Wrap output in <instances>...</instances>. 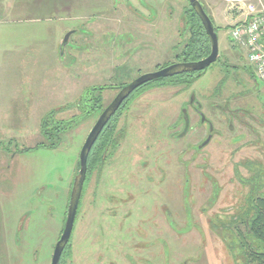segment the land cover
<instances>
[{
  "label": "rangeland",
  "instance_id": "rangeland-1",
  "mask_svg": "<svg viewBox=\"0 0 264 264\" xmlns=\"http://www.w3.org/2000/svg\"><path fill=\"white\" fill-rule=\"evenodd\" d=\"M55 3L0 0V185L10 195L3 209L16 224L10 232L21 231L11 240L12 262L0 264H51L94 123L117 87L177 62L176 47L188 37L187 0ZM207 3L219 60L192 87L153 85L122 109L119 144L92 171L61 264H246L245 226L236 222L247 217L252 191L264 193V83L252 77L245 49L234 46L227 4ZM101 86L103 109L85 116L78 101ZM248 90L257 98L256 121L243 119L258 134L238 120L231 130L214 105L253 106L243 99ZM194 98L216 129L200 149L208 128ZM48 114L49 125L66 123L56 130V148L37 147L59 141L41 133Z\"/></svg>",
  "mask_w": 264,
  "mask_h": 264
},
{
  "label": "trees",
  "instance_id": "trees-1",
  "mask_svg": "<svg viewBox=\"0 0 264 264\" xmlns=\"http://www.w3.org/2000/svg\"><path fill=\"white\" fill-rule=\"evenodd\" d=\"M43 1V5H45L46 2H48L50 5H54L56 0H39ZM56 4V3H55ZM191 5V4H190ZM56 6V5H55ZM50 7V6H45ZM50 7L49 9L51 10ZM186 17L187 21L184 24L185 29L187 28L188 37L186 42L184 43L183 47L179 50V47L177 46V55L176 59L179 62L184 61H196L203 58L208 57V55L211 53V41L208 37L204 26L202 25L201 19L199 15L195 12V10L190 6L189 9H186ZM214 21V19H213ZM215 23V21H214ZM216 26V24H215ZM217 32H218V26ZM219 60V58H218ZM217 60V61H218ZM209 68V67H208ZM208 70V69H207ZM204 71H197L194 73H185L181 75H175L173 77L168 78H162L159 80H153L150 81V83L144 84L131 94L127 100L124 102V104L119 108L116 115L106 124L104 130L100 133L98 136L99 138L95 142L94 146L92 147V151L88 158V176L86 179L85 184L87 185V182L89 181V178L91 177L92 171L98 167L99 165H104L106 163V159L111 156L113 153L112 150L117 147L119 144V136H117V127L118 124L117 121L119 119V116L121 115L122 109L127 105L128 102L131 101L132 97L136 95L139 91H142L150 86L153 85H184L187 88L192 87V85L197 81L199 77H201L203 74H205ZM252 77H254V73L252 71ZM255 78V77H254ZM126 84H123L117 88H121ZM103 89H105V86L101 87H93L91 89H87L83 94V99H80L79 102V109L84 110L86 108L83 114L85 116L91 114L92 111H101L103 109V104L101 101V94L103 92ZM98 94V95H97ZM86 105V106H85ZM53 112L49 113L51 116ZM45 116L44 120H42V130L41 133L44 136L45 139L49 140L52 137H58V142H49L41 143L37 147H52L56 148L58 144L60 143L61 138L59 137L60 133L56 132V130L61 127H65L64 122L58 123L57 121L53 124H48L51 116L50 115ZM78 117H75V119L70 120L71 121H77ZM51 140V139H50ZM85 185V188H86ZM84 188V190H85ZM251 193L249 196V208H248V215L247 217H241L239 218L238 222L236 224H243L245 226V231L243 229H239V234L241 238L239 239L240 248H242V260L246 262V264H252V263H260L264 264V193L263 192H254ZM71 194V191H70ZM84 194V191H83ZM83 196V195H82ZM70 197V196H69ZM84 197V196H83ZM70 200V199H69ZM83 200V198H82ZM69 203V202H68ZM82 203V201H81ZM80 203V205H81ZM68 206V205H67ZM80 207V206H79ZM79 213V211H78ZM64 228V227H63ZM63 230V229H62ZM244 231V232H243ZM71 247V240L69 242V245L65 249L63 253H66L68 249ZM231 248H235L234 245L231 246ZM63 257L61 258V261L59 264H61ZM64 262V261H63ZM64 264V263H62Z\"/></svg>",
  "mask_w": 264,
  "mask_h": 264
},
{
  "label": "water",
  "instance_id": "water-1",
  "mask_svg": "<svg viewBox=\"0 0 264 264\" xmlns=\"http://www.w3.org/2000/svg\"><path fill=\"white\" fill-rule=\"evenodd\" d=\"M192 8L195 10L197 15H199L202 25L205 28V31L210 38L211 41V53L208 57L196 60V61H184V62H173L168 66L162 67L159 70L152 71L149 73H143L138 75V78L126 83V85L120 88V91L116 94L115 98L112 102L104 108L101 112V115L94 123V126L90 133L87 136L86 141L82 146V150L79 156V164L77 166V172L74 177L72 183V190L70 194V200L67 206V214L65 217V226L62 230V235L60 239L56 242V246L54 248L52 254V262L51 264H59L61 258L63 257V253L73 235L74 226L76 223V217L79 211V206L83 198V191L85 188V182L88 176V158L92 151V147L94 146L95 142L99 138L98 136L104 130L106 124L116 115L119 108L124 104L127 98L133 94L138 87L150 83L153 80H159L162 78L173 77L175 75H181L185 73H194L197 71H204L207 70L213 63L217 62L220 54L219 49V37L217 32V27L213 21V18L210 14H208L207 10L205 9L204 3L200 0H187ZM74 33L73 30L68 31L66 34L62 45H61V53L66 47V43L68 42L69 37ZM210 131H213V126H211ZM213 136V132L211 135L205 140L201 146L207 145L210 142Z\"/></svg>",
  "mask_w": 264,
  "mask_h": 264
},
{
  "label": "built area",
  "instance_id": "built-area-1",
  "mask_svg": "<svg viewBox=\"0 0 264 264\" xmlns=\"http://www.w3.org/2000/svg\"><path fill=\"white\" fill-rule=\"evenodd\" d=\"M214 1L227 4L226 13L234 18L230 33L234 46L245 49L255 81L264 83V0Z\"/></svg>",
  "mask_w": 264,
  "mask_h": 264
},
{
  "label": "flooded vegetation",
  "instance_id": "flooded-vegetation-1",
  "mask_svg": "<svg viewBox=\"0 0 264 264\" xmlns=\"http://www.w3.org/2000/svg\"><path fill=\"white\" fill-rule=\"evenodd\" d=\"M244 73H246V72H244ZM249 78L251 79V75L249 76ZM256 87H254L255 88L254 91H256ZM245 98L246 99L251 98V101H252V99H254L253 106L245 104V106H238V107H233L232 108V107H230V102L232 100L226 101L227 102V103H225L226 105H224V104L219 105V104H216V103L214 105H215V108H218L221 111V113L223 115H225V118H226L227 122H229L228 125H229V128L231 130H233V126H232L231 122H233L234 120H238L243 125L248 127L249 130H251L252 132H255V133L258 134L259 131L255 130V128L248 121H245V119H243V117L246 118V116H247L248 118L256 121L257 106H256L255 102L257 101V98L253 96V92H250V90H248L247 93L245 92L243 94V99H245ZM191 107H192V109H194V111L196 112L197 116H199L200 121H202V123H203L202 125H206L207 128H208L207 129L208 134H207V136L205 138V140H207V138L211 135V133L213 132V135H214V131H216L214 121L211 118H208L205 115V113H204V111L202 109V105L199 102V100L197 101V100H195V98L192 99L191 100ZM186 112H188V111L186 110ZM186 112H185V114H186ZM184 121H185V124L187 125L189 123V118H186ZM211 126H213V131H210ZM212 138H213V136H212ZM204 141H202V142H204ZM201 145L202 144L199 145L198 149H200L202 147ZM207 145H208V143H207Z\"/></svg>",
  "mask_w": 264,
  "mask_h": 264
},
{
  "label": "crops",
  "instance_id": "crops-1",
  "mask_svg": "<svg viewBox=\"0 0 264 264\" xmlns=\"http://www.w3.org/2000/svg\"><path fill=\"white\" fill-rule=\"evenodd\" d=\"M0 194L6 197L3 200L0 199V216L1 214H4L3 219L5 218L4 222L2 221V224L0 223V258L5 257L7 260L6 263H10L12 262L10 257L12 253L11 240L13 238L15 243L18 240L17 237L20 236L19 233H21V231L19 229H18L19 232L15 231L14 236L10 232V228L16 226V224L11 225L9 223V213L4 211L6 208V203H8L7 196H10L7 195V188L5 186L0 185ZM17 227L20 228V225L17 224Z\"/></svg>",
  "mask_w": 264,
  "mask_h": 264
}]
</instances>
